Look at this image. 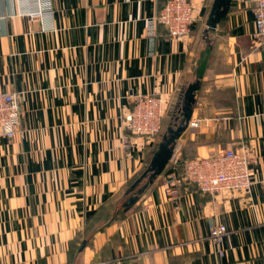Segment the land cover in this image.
<instances>
[{
  "label": "crops",
  "instance_id": "crops-1",
  "mask_svg": "<svg viewBox=\"0 0 264 264\" xmlns=\"http://www.w3.org/2000/svg\"><path fill=\"white\" fill-rule=\"evenodd\" d=\"M167 1L52 0L37 20L0 0V92L19 93L24 114L22 136L0 130V264H264V44L252 39L253 4L231 0L211 29L215 0H195L201 20L175 39L160 24L149 32ZM199 24L217 42L194 69ZM195 84L199 127L177 140L178 164L247 148L254 184L214 197L185 185L175 209L163 173L130 183ZM144 94L167 102L164 131L152 143L129 135L124 149L123 117ZM211 223L228 229L223 259Z\"/></svg>",
  "mask_w": 264,
  "mask_h": 264
},
{
  "label": "built area",
  "instance_id": "built-area-1",
  "mask_svg": "<svg viewBox=\"0 0 264 264\" xmlns=\"http://www.w3.org/2000/svg\"><path fill=\"white\" fill-rule=\"evenodd\" d=\"M20 16L29 19L44 20L52 12V0H11ZM195 0H168L164 8L151 21L150 34L154 36L155 25L165 27L170 37L178 39L189 35L197 20ZM253 4L255 30L253 41L264 44V0H249ZM154 25V26H153ZM21 95L17 92H0V130L9 139L22 136L23 110ZM167 111V102L161 96L139 95L132 109L123 117V128L128 136H123L124 149L131 147L130 136H136L144 143H152L163 129ZM188 127H199L198 120H190ZM247 150L224 149L216 157L191 159L178 165L177 143L169 164L171 171L165 175L163 194L175 209L179 208L181 191L185 185H195L204 195L217 196L225 193H248L253 186V174L249 164ZM224 224L211 223L210 237L218 247L219 257L223 259L222 248L227 234ZM220 264H230L221 261Z\"/></svg>",
  "mask_w": 264,
  "mask_h": 264
},
{
  "label": "water",
  "instance_id": "water-1",
  "mask_svg": "<svg viewBox=\"0 0 264 264\" xmlns=\"http://www.w3.org/2000/svg\"><path fill=\"white\" fill-rule=\"evenodd\" d=\"M230 4L231 0H215L211 10V16L207 23L209 28L214 29L216 27L217 23H219V21L227 14ZM197 88L198 85L195 84L194 86H191L185 93L182 101L181 118L179 124H177L175 128L168 129L167 135L163 138L157 151L151 159L150 167L146 172L143 173L141 177H139V179L133 184L132 188L138 186L148 175H150V182H152L155 178L163 173L169 164L173 157L176 142L182 133L186 131L191 120L193 105L195 103L194 92L197 90ZM136 199L137 197L131 198L127 202V206L133 205L136 202Z\"/></svg>",
  "mask_w": 264,
  "mask_h": 264
},
{
  "label": "rangeland",
  "instance_id": "rangeland-1",
  "mask_svg": "<svg viewBox=\"0 0 264 264\" xmlns=\"http://www.w3.org/2000/svg\"><path fill=\"white\" fill-rule=\"evenodd\" d=\"M195 4V7H196V3H194ZM197 8V7H196ZM196 15H197V20H196V22L194 23V25H193V28H194V26L195 25H197L198 23H199V21L201 20V16H200V14L197 12V9H196ZM193 28H192V30L190 31V33H189V35L187 36V37H185V38H188V37H190L191 36V34L193 33ZM202 28H204V31L205 32H203V31H201L200 32V34H199V36H198V43H197V45L194 47V55H193V61H192V63H193V67H194V69H196L197 68V64L199 65V63L202 61V59H204V57H205V55H206V53L208 52V47H211L212 48V50H213V47H215V45L214 44H216V35H215V32H213V31H211V30H209V29H207V27H204V25H201V24H199L198 25V29L199 30H203ZM206 29V30H205ZM198 30V31H199ZM185 38H178V39H185ZM205 38L206 39H208V40H210V42H209V44L205 41ZM207 56H208V59H209V57L211 56V53H208L207 54ZM206 56V57H207ZM218 56H221L220 57V62H222V59H224L225 58V56H224V53H222V52H220V54L218 55ZM218 56H216V60H217V57ZM212 61H214V63H212V67L211 68H215V70L217 71V68L214 66L215 64H217V62L215 61V56H214V60H212ZM223 70H224V68H222ZM166 115V114H165ZM165 118V117H164ZM164 122V121H163ZM189 125V124H188ZM163 126H164V123H163ZM190 128V127H189ZM163 129H164V127H163ZM162 129V131L158 134V136H157V138L159 137V135L164 131ZM192 129V128H191ZM122 147H123V144H122ZM242 149H245V150H247L248 151V153H249V164H250V168H251V151L249 150V149H247V148H242ZM224 150V149H223ZM222 151V150H221ZM239 151H240V149H239ZM220 152V151H219ZM218 152V153H219ZM214 157H216V155L215 156H213V158ZM203 158H207V157H202L201 159H203ZM196 159V158H195ZM251 171H252V168H251ZM150 175H148V176H146L144 179H143V181L139 184V187H142V186H144V185H146L147 183V181L149 182L150 181ZM159 177V176H158ZM156 180V178L151 182V183H153L154 181ZM251 189V188H250ZM136 196H138V193L137 194H135ZM140 196V195H139ZM227 233H228V231H227Z\"/></svg>",
  "mask_w": 264,
  "mask_h": 264
},
{
  "label": "trees",
  "instance_id": "trees-1",
  "mask_svg": "<svg viewBox=\"0 0 264 264\" xmlns=\"http://www.w3.org/2000/svg\"><path fill=\"white\" fill-rule=\"evenodd\" d=\"M164 127V126H163ZM161 135V134H160ZM163 140V139H162ZM158 147H159V145H157V146H155V148L153 149V151H152V157H153V155L155 154V152L157 151V149H158ZM152 157H151V159H152ZM151 159L149 160V163H148V166H147V168L145 169V171L144 172H146L147 171V169L150 167V162H151ZM183 164L184 163H182V162H180L178 165H177V167H176V170H178L179 172H181L182 170H183ZM172 167H171V165L170 164H168L167 165V167L165 168V170H164V172H163V175H166L168 172H170L172 169H171ZM144 172H142L140 175H138V176H135V178L132 180V182L130 183V186H132L138 179H139V177H141L142 175H143V173ZM151 182L149 181H147V185H149ZM139 186V185H138ZM138 193V192H137ZM136 193V194H137Z\"/></svg>",
  "mask_w": 264,
  "mask_h": 264
}]
</instances>
